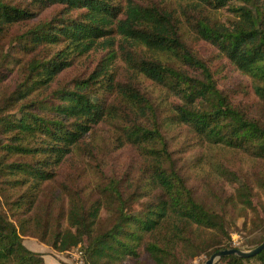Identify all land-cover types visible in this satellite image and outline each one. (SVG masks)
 Instances as JSON below:
<instances>
[{
  "label": "trees",
  "instance_id": "trees-1",
  "mask_svg": "<svg viewBox=\"0 0 264 264\" xmlns=\"http://www.w3.org/2000/svg\"><path fill=\"white\" fill-rule=\"evenodd\" d=\"M178 1L181 14L168 0H0V192L11 210L0 211V264H45L26 239L60 254L80 249L84 264H191L233 248L236 218L253 214L260 229L264 0ZM187 39L251 79L253 107L226 91ZM94 53L105 54L77 72ZM144 81L173 101L150 96ZM103 127L136 157L119 175L64 185L66 162L93 157ZM223 259L264 264V251Z\"/></svg>",
  "mask_w": 264,
  "mask_h": 264
},
{
  "label": "rangeland",
  "instance_id": "rangeland-1",
  "mask_svg": "<svg viewBox=\"0 0 264 264\" xmlns=\"http://www.w3.org/2000/svg\"><path fill=\"white\" fill-rule=\"evenodd\" d=\"M137 1H150V0H137ZM153 1H161V0H153ZM171 6L177 9L178 13L181 12V4L178 0H168ZM206 15H210V13H206ZM220 19L226 20L227 17H230V13L224 11L218 15ZM188 45L193 51V53L207 61V63L211 66L213 72L216 75L221 76V82L225 83L227 86L224 88L226 91L230 92L231 95L237 97L238 102L243 106L253 107L254 95L250 89L251 79L240 73L232 70L231 68L224 67V63L216 54V52L209 46L202 44V42L196 41L194 39H187ZM105 53H94L92 56L86 59H80L75 69L78 71H92L93 67L97 65L98 59L102 58ZM158 57L165 62H174L176 58L169 54H159ZM120 63V64H119ZM118 72L120 77L123 79L126 76L125 69L123 67L122 61H118ZM75 70V71H76ZM17 74L11 75L10 78L7 80L5 84L2 85L1 90L5 91L4 89L11 88L13 85L14 80L16 79ZM74 79V72H69L67 76H63L62 82L70 84V82ZM10 83H12L10 85ZM143 89L148 90L150 95L154 98H157L161 103L167 105L173 101V98L168 95V92L154 83L149 81L143 82ZM223 88V89H224ZM117 137V130L112 127H103L100 130V133L96 137V147H94V156L93 157H82L78 158V156H74L73 158L69 159L63 167V182L64 185L69 187L77 186L83 187L85 183L95 182V178L97 175L104 174L107 177H111L113 175L121 174L125 169V166L131 159L136 157L134 150L129 146H122L119 140H116ZM180 138L178 139V141ZM178 143V142H177ZM92 147V146H91ZM90 147V149H91ZM202 154H205V151L202 150ZM208 154V152H207ZM226 156L230 159H233L235 162L241 163L244 162L246 159L243 156L229 154L226 153ZM80 171L83 175L82 179H79L77 176V171ZM94 180V181H93ZM91 184V183H90ZM261 196H257L256 204H260L261 202L264 203L263 193ZM5 211L10 213V209L8 208L6 202L3 200L0 192V211ZM262 211V210H261ZM254 215L251 214L249 220H245L242 217L236 218V228L233 230L232 233V241L231 246L233 248H240L244 251H249L254 248H248V242L251 240L260 241V239L264 238V213H262V223L260 224V229H254L252 225V221H256ZM247 222V228L244 224ZM30 246V242L26 243ZM37 252V249H34ZM50 251H52L50 249ZM56 257L61 258L60 261L63 260L69 262L70 264H84L86 262L85 254L80 251V249H75L70 252H66L60 254L58 252L52 251ZM80 252L82 254L80 255ZM210 259L206 254H203L197 257L191 264H206V262ZM82 262V263H80ZM228 259H220L216 261L215 264H227Z\"/></svg>",
  "mask_w": 264,
  "mask_h": 264
},
{
  "label": "water",
  "instance_id": "water-1",
  "mask_svg": "<svg viewBox=\"0 0 264 264\" xmlns=\"http://www.w3.org/2000/svg\"><path fill=\"white\" fill-rule=\"evenodd\" d=\"M263 251H264V242L258 247L252 250H249V251L240 250L238 248L221 250V251L214 253L210 257V259L206 262V264H215L216 261L226 258V257H230V256H237L243 259L253 258L261 254Z\"/></svg>",
  "mask_w": 264,
  "mask_h": 264
},
{
  "label": "crops",
  "instance_id": "crops-1",
  "mask_svg": "<svg viewBox=\"0 0 264 264\" xmlns=\"http://www.w3.org/2000/svg\"><path fill=\"white\" fill-rule=\"evenodd\" d=\"M30 242V246H28L26 243ZM25 245L31 249L32 251L36 252L34 249H37V253H41L44 255L45 264H70L66 261H60L61 258L56 257L52 251L48 249L47 246L41 244L39 241L35 239H26Z\"/></svg>",
  "mask_w": 264,
  "mask_h": 264
},
{
  "label": "built area",
  "instance_id": "built-area-1",
  "mask_svg": "<svg viewBox=\"0 0 264 264\" xmlns=\"http://www.w3.org/2000/svg\"><path fill=\"white\" fill-rule=\"evenodd\" d=\"M82 254V252H80V255ZM80 263H82V262H80Z\"/></svg>",
  "mask_w": 264,
  "mask_h": 264
}]
</instances>
